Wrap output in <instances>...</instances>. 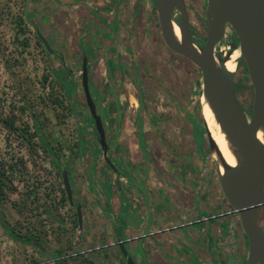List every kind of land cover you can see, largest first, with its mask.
<instances>
[{"label":"rangeland","instance_id":"1","mask_svg":"<svg viewBox=\"0 0 264 264\" xmlns=\"http://www.w3.org/2000/svg\"><path fill=\"white\" fill-rule=\"evenodd\" d=\"M186 2L191 23L194 29L198 28L197 35L206 34V0ZM112 5V0H104L103 7L110 6L107 8L112 10L108 17L112 19L117 15L116 34L109 23L101 24L102 31L89 27L88 11L81 5L61 7L55 0H30L29 16L31 13V18L38 23L55 51L54 55L45 52L32 27L20 24L25 0H0V173L4 172L2 178H5L1 182L0 194V264H58L52 260L51 254L55 249L70 250L72 241L78 236L75 207L62 200L58 167L43 151L39 137L29 142L20 134L11 132L3 119L12 120L14 117L17 126L28 125L29 131L33 132V111L41 121L45 135L54 139L52 144L59 153L62 166L71 167L75 161L80 134L85 144L96 143L91 134L94 126L89 114L87 117L80 78L83 33L88 36L93 31L88 37L94 38L99 48L91 65L93 82L102 87L101 91L107 94L109 102H116L111 108L112 116L124 117L132 129L141 134V145L143 139L155 174L163 178L176 175L204 179L206 189L212 187L222 193L207 137L203 132L198 134L196 129L197 124L204 125L200 107V71L165 45L154 0H118L116 10ZM231 41L237 43L233 30L228 28L218 47ZM106 49L119 56L121 69L116 76H121V85L116 92L107 85L109 78L103 66ZM59 56L73 69L74 110L65 89L54 80V69L61 67ZM99 67H102L101 72ZM44 77L48 80L44 81ZM234 77L235 93L250 115L254 94L242 62H238ZM90 91L97 103L91 85ZM137 96L142 101L140 110ZM55 99L60 104H56ZM87 118L90 126L83 131ZM142 160L148 161L146 158ZM192 196L193 190L183 193L186 200ZM213 197L211 194L207 202L213 203L214 207L210 209L214 213L224 212L225 209L216 207V198ZM27 236L38 238L44 250L23 241ZM65 239L70 245H64ZM78 259L61 261V264H85Z\"/></svg>","mask_w":264,"mask_h":264},{"label":"crops","instance_id":"2","mask_svg":"<svg viewBox=\"0 0 264 264\" xmlns=\"http://www.w3.org/2000/svg\"><path fill=\"white\" fill-rule=\"evenodd\" d=\"M55 1L61 7L81 5L75 0ZM117 1L112 0L115 10ZM82 3L88 11V24L93 29L102 31L101 24L107 22L114 31L118 25L117 15L112 19L108 17L112 10L107 8L110 6L103 7L104 0ZM99 70L101 72L102 67ZM115 104L109 102L106 106L105 124L106 139L111 148L109 155L117 170L105 162L97 143H87L78 149L79 156L69 167L73 201L81 206L82 212V225L77 223L78 236L72 241L70 249L76 245L82 248L116 240L114 220L119 223L122 239H125L169 224L214 214V210L210 209H213V203H207L211 194L216 198L219 210L229 208L222 193L212 187L206 189L204 179H186L176 175L163 178L155 174L143 139L144 145H141V134L135 132L124 117L112 116L111 108ZM144 158L148 161L142 160ZM186 190H193L194 196L190 200L183 198ZM64 242V245H70L66 239ZM126 247L136 264H245L248 256L247 241L237 215L145 238L126 244ZM60 253L63 252L55 249L51 255L54 257ZM80 259L85 264H126L119 247Z\"/></svg>","mask_w":264,"mask_h":264},{"label":"water","instance_id":"3","mask_svg":"<svg viewBox=\"0 0 264 264\" xmlns=\"http://www.w3.org/2000/svg\"><path fill=\"white\" fill-rule=\"evenodd\" d=\"M29 3L30 0H25L23 18L35 30L45 49L52 53L53 50L39 30L37 22L29 17ZM155 8L167 48L187 59L200 71L201 97H204L224 134L235 160L233 165L225 160L204 123L219 187L226 204L238 212L240 228L248 244L246 264H264V0H206L207 34L205 44L201 47L192 40L184 0H156ZM175 11L179 13L178 23L174 19ZM175 27L178 28L179 36ZM228 28L233 30L237 43L231 41L218 47ZM237 49L239 56L235 63L244 61L254 94L250 115L236 97L235 73L225 66ZM81 85L97 133L99 149L105 162L116 171L109 155L111 148L107 143L105 129L89 90L85 55H82ZM260 134L262 139L259 138ZM220 166L223 168L222 172ZM61 182L69 205L76 209L77 221L81 226V206L74 204L67 170H61ZM114 223L115 237L125 263L136 264L126 247V244L135 240L124 243L119 223L115 220ZM33 243L43 249L40 243Z\"/></svg>","mask_w":264,"mask_h":264},{"label":"trees","instance_id":"4","mask_svg":"<svg viewBox=\"0 0 264 264\" xmlns=\"http://www.w3.org/2000/svg\"><path fill=\"white\" fill-rule=\"evenodd\" d=\"M75 1L77 2V4L78 3L83 4L82 2L87 1V0H75ZM154 3H155V0H154ZM31 15L32 14L30 13L29 17H31ZM20 24L22 26H25V27L27 26V24H26V22H25L23 17L20 20ZM236 41H237V38H236ZM82 50H83L85 55H88L87 52H86V49H84V47L82 48ZM45 52H47L48 54H51L46 49H45ZM59 61H60L61 67L57 68V69H54V71H53L54 80H55V83H57L61 88L65 89V93L69 96V104L71 105V107L74 110V109H76V107L74 106V101L72 100L73 94H72V91H71L72 90L71 87L74 88L75 87V83H74V81L72 79L71 72H69V69L67 68V65L64 62V60H62V58L59 57ZM240 62H242L244 64L243 60H241ZM47 80H48V77H44V81H47ZM73 92H74V90H73ZM55 103L56 104H60V101L58 99H55ZM141 104H142V101H141ZM20 109L22 111H24L25 107H20ZM90 117L91 116L89 115V119H90ZM191 117H192V115H191ZM31 119L33 120V132L29 131L30 129H29L28 125L17 126L15 121H14V117H12V120H10L9 118L3 119V123L5 124V126L11 132H13L15 134H20L21 136H23L24 138L29 140V142L32 140V138L38 136L39 137V143H40L41 147L43 148V151L50 155L51 163H53L54 166L58 167V173L60 174V177H61V170H67L68 171V175L70 177L69 167L68 166H62L59 163V158H60L59 157V153L56 151L54 145L52 144V141L54 139H52V138L49 139L50 137H48V135H45V133L43 132L42 123H41V121L38 119L37 115L33 111H31ZM90 121H92V118L90 119ZM85 129H87L86 126H84L82 130L84 131ZM196 129H197V133L198 134H200V135L203 134L204 136H206L204 125L197 124ZM94 133L96 134V131H94ZM85 145H86L85 144V140L83 139L82 135L80 134V136L78 138L77 148L78 149H82ZM75 156H79V152H76ZM3 175H4V172H1L0 173V194L2 192V190H1V184L2 183L1 182H4V179H5V178L4 179L2 178ZM69 180H70V178H69ZM11 189H12V187H11ZM61 192H62V200L65 201V202H68L63 187H61ZM229 208H231V207H229ZM74 214H75V220L74 221H75V224L77 225L78 221H77L76 211H75ZM10 236L12 238H14V239H17L16 236H14L11 233H10ZM23 241L30 242L33 245H34L33 242L36 241V242L40 243L41 246H42V243L40 242V240L38 238H36L35 236H27V238L23 239ZM34 247L37 248V249H40L36 245H34ZM40 250H42V249H40ZM61 263L62 262H58V264H61Z\"/></svg>","mask_w":264,"mask_h":264},{"label":"flooded vegetation","instance_id":"5","mask_svg":"<svg viewBox=\"0 0 264 264\" xmlns=\"http://www.w3.org/2000/svg\"><path fill=\"white\" fill-rule=\"evenodd\" d=\"M155 2H156V0H155ZM184 3H185V6H186V9H187V12H188V8H187V2H186V0H184ZM81 6L82 7H85V4L83 3V4H81ZM154 6H155V3H154ZM156 9V8H155ZM188 14H189V12H188ZM174 15L176 16L174 19L176 20V22L178 23L179 22V13L177 12V11H175L174 12ZM205 19H206V17H205ZM106 23V25H107V22H105ZM89 25V24H88ZM206 26H207V22H206ZM39 27V26H38ZM89 27H91V25H89ZM109 27V26H108ZM108 27H107V29H108ZM117 28V27H116ZM114 29V33L116 34L117 32H118V29ZM40 30V29H39ZM189 30H190V32H191V35H192V40H193V42L195 43V44H197L198 46H204V44H205V40H206V34H207V31H206V34H201V33H199V35H197V30H198V28L197 29H194V27H193V25H192V23H191V20H190V15H189ZM200 30V29H199ZM41 31V30H40ZM199 32V31H198ZM42 33V32H41ZM90 33V35H92L93 34V31H90L89 32ZM113 33V34H114ZM90 35H88V36H90ZM86 34L84 35V33H83V36H82V46H81V48H83L84 47V49H86V52H87V54L88 55H85L84 54V52H83V50H82V53H81V56H80V68H81V63H82V55H85L86 56V58H87V69H88V76H89V90H90V85L93 87V89H94V92H95V95H96V97H97V103H96V101L94 100V97H93V95L91 94V96H92V99H93V101H94V103H95V105H96V110H97V113H98V115L101 117V120H102V123H103V127H104V129H105V134H106V130H107V128H106V124H105V118H106V116H107V114H108V107L106 108V106L108 105V103H109V97H107L106 95L107 94H104V93H102V91H101V88L102 87H100V86H97L94 82H93V79H92V76H91V73H92V70H91V65H92V61H94L96 58H97V55H98V46H97V43L94 41V38H92V37H88ZM235 39H236V36H235ZM127 48V51H128V47H126ZM92 50V51H91ZM129 52V51H128ZM51 54H54L55 55V51L53 50V52L51 53ZM129 54H130V52H129ZM115 56V57H114ZM60 57V56H59ZM61 58V57H60ZM130 58H131V54H130ZM110 59H112V60H110ZM63 60V59H62ZM118 60H119V56H118V53H111V50H109V49H106L105 50V53H104V57H103V66H104V72H105V74L107 75V77L109 78V83H107V85L109 86V88L112 90V91H117V88H118V86L119 85H121V76H116V74H117V71L118 70H120L121 68H120V65H119V63H118ZM130 61H131V59H130ZM67 68L69 69V72H71L72 73V71H73V69H71L69 66H67ZM72 75V74H71ZM118 77V78H117ZM80 78H81V75H80ZM82 86V85H81ZM103 88H105L106 89V86H105V83H104V86H103ZM82 91H83V89H82ZM90 93H91V91H90ZM83 94H84V92H83ZM236 97H237V95H236ZM84 99H85V97H84ZM237 99H238V97H237ZM140 101V102H139ZM238 101H239V99H238ZM137 102H138V107L137 108H139V110H140V105H141V99L139 98V96H137ZM239 103H240V101H239ZM241 104V103H240ZM85 109H86V112H88L87 113V117H88V114H89V111H88V108H87V106H86V102H85ZM139 110H138V113H137V117H138V114H139ZM249 114H251V112H249ZM90 115V114H89ZM89 122V123H88ZM92 122V124H93V121H91ZM86 123H87V125H86V127L88 126H90L89 124H90V121L88 120V118H87V120H86ZM93 126H94V124H93ZM95 129V127L93 128V130H92V133L91 134H93V137L96 139V135H97V133L95 134L94 133V131H96V130H94ZM86 142V141H85ZM96 143H97V145L99 146V144H98V141H97V139H96ZM109 145V144H108ZM142 145H144V143L142 142ZM231 215H237L238 217H239V215H238V213H230V214H228V215H224V216H221V217H218L217 219H222V218H225V217H228V216H231ZM195 218H197V217H195ZM192 219H194V218H192ZM187 220H190V219H187ZM187 220H185V221H187ZM215 220V219H214ZM207 222H209V221H207ZM207 222H202V223H207ZM202 223H199V224H202ZM198 224V225H199ZM193 226V225H192ZM191 227V226H190ZM184 228H187V227H184ZM247 241V240H246ZM248 245V244H247ZM248 248V247H247ZM247 260V259H246ZM245 264H246V262H245Z\"/></svg>","mask_w":264,"mask_h":264},{"label":"built area","instance_id":"6","mask_svg":"<svg viewBox=\"0 0 264 264\" xmlns=\"http://www.w3.org/2000/svg\"><path fill=\"white\" fill-rule=\"evenodd\" d=\"M230 213H238V212L232 208H228L224 212H219V213H214V214H210L206 216L197 217V218L183 221L177 224H169L166 226L156 228L148 233H142L139 235H134L132 237L125 238L122 241L124 243H127L133 240L136 241L139 239H145V238H149V237L156 236V235H163V234L171 233L175 230H179L184 227H190L192 225L199 224L202 222L211 221V220L217 219L218 217L228 215ZM118 244L119 242L117 240H114V241L99 243L97 245H91V246H86L82 248L75 247L74 249H70L66 252L61 253L58 256L53 257L52 260L57 261V262L74 260L79 257L88 256L93 253L101 252L111 247H118Z\"/></svg>","mask_w":264,"mask_h":264},{"label":"bare ground","instance_id":"7","mask_svg":"<svg viewBox=\"0 0 264 264\" xmlns=\"http://www.w3.org/2000/svg\"><path fill=\"white\" fill-rule=\"evenodd\" d=\"M175 32L179 36V31H178L177 27H175ZM238 56H239V50L237 49V50L233 51L229 60H227L225 63L226 68L233 73L237 72V64L235 63V61H236ZM200 104H201V114H202L204 123L207 125L213 139L217 143V145H218L220 151L222 152L225 160L229 164L233 165L235 163L234 157L231 154L230 150L228 149L225 136L221 132L219 125L216 123L214 116H213L211 110L209 109L204 97H200ZM259 138L262 139L261 134L259 135ZM219 168H220V171L222 172L223 168L221 166Z\"/></svg>","mask_w":264,"mask_h":264}]
</instances>
